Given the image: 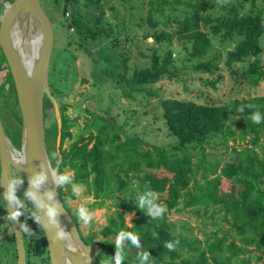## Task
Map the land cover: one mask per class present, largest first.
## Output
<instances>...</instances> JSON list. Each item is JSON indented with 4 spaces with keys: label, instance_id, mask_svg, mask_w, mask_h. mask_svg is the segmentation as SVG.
<instances>
[{
    "label": "trees",
    "instance_id": "16d2710c",
    "mask_svg": "<svg viewBox=\"0 0 264 264\" xmlns=\"http://www.w3.org/2000/svg\"><path fill=\"white\" fill-rule=\"evenodd\" d=\"M7 1L12 3L14 0ZM70 1L79 3V0ZM166 1H170L172 6L179 8L187 7L190 12L179 11V17L164 21L149 19V27L155 28L159 24L167 26L172 22L177 38L191 45L189 56L202 58L210 48L211 42L201 26L206 28L215 22L210 26L214 34L221 31L223 39L242 38L235 49L227 55L226 65L231 73L239 74L234 69L236 63L253 58L254 61L240 73L241 75L239 74V78L251 84H258L264 80V68L258 58L262 54L259 41L264 33V21L261 16L235 17L233 9H226L225 15L227 16L214 20L203 15L204 8L199 0ZM62 10L65 11V7ZM67 20L70 19L63 17V26ZM72 26L77 28L78 33L82 32L83 27L90 32L89 27L80 26L75 17L69 24V27ZM0 59L2 60L0 71L3 72L0 98L4 107L10 111L12 118L17 122L11 135L12 144L18 149L21 129L20 113L13 81L1 49ZM150 60V68L135 71L129 80H126L129 87L155 84L163 75L169 73V56L161 64L156 55L150 56ZM212 68L210 61L193 66L194 72L201 73L210 72ZM104 72L108 74L107 69H104ZM51 95H53L52 92ZM47 104L51 106L49 100L45 99L44 108ZM161 106L166 125L171 135L177 140L168 147L155 146L141 139L120 136L118 132H114L110 138H107L105 130L108 126H112V123L101 117L102 125L97 129L96 134L76 135L74 139L69 132L71 126L64 112L65 106L62 105L59 106L61 128L58 148L56 147V121L50 132L45 131V143L49 146V153L52 155L54 153L52 158H49L52 168L57 165L60 158L58 177L65 169L72 171L69 183L87 187L89 194L95 199L103 193L108 173L113 175L117 191L123 189L127 180H130L138 182L141 187L146 186L152 195L160 196L167 193V199H159L160 204L158 202L154 204L163 207L162 213L157 217L148 215L144 209L138 207V201L128 204L121 200L118 206L125 211L133 212L136 216L132 227L124 225L122 220L121 226L115 229L116 225L110 221L109 225L101 228L99 232L103 236H115L123 231L130 236H137L138 244L135 246L130 240H124L120 247H116V243L111 241L95 243L97 252L93 264H109V261L115 264L114 254L123 256L124 261L121 264H139V257L144 253H147L149 257L145 264H256L259 261L264 262L262 258L264 255V162L253 152H240L233 149L234 160L225 161L224 166L219 168V162L214 164L207 162L205 154V145L211 139L220 134L235 135L230 130L233 125L242 128L239 134L241 139L244 140L246 136H250L251 143L264 154V146L259 145L261 137L264 136V96L234 100L228 106H209L167 98L161 101ZM254 112L260 113L262 117L260 123H254L250 119ZM72 138L73 142L68 149H62L65 140ZM107 142L115 143L117 150L113 153H104L102 147ZM193 159L196 160L193 161ZM142 168L149 171L163 170L171 177L158 178L154 173ZM119 173L124 179L119 177ZM197 174H200L201 184L195 179ZM209 176L213 177L208 178ZM222 179L232 183L228 193H221L219 190ZM69 183L59 184L57 191L70 214L61 194V191L66 189V195L71 199L75 198ZM190 183H192L191 186H189ZM237 185L238 192L236 191ZM15 206L19 210V205L15 203ZM187 208L195 209L193 212L197 215L201 214V209L206 214L208 208H213L210 211V217L222 210L224 218L228 217L226 222L230 230L220 237L210 238L204 235L202 240L198 239L186 223L176 225L168 220L167 216L171 211L180 212ZM2 209L3 214L6 215L3 203ZM71 218L78 227L80 219L77 213H72ZM118 218L120 219V216ZM19 222L20 224L25 223L30 229V234L21 230L26 259L31 254L32 256H43L47 261V242L40 224L36 221L32 222L30 218L23 219L22 215L19 216ZM37 233L40 235L39 239L36 238ZM11 239L13 240L12 232ZM82 240L86 244L94 243L93 236L82 238ZM167 243H173L174 247L169 249L166 246ZM136 247H139L140 251L132 255L131 252ZM253 254L257 255L254 259Z\"/></svg>",
    "mask_w": 264,
    "mask_h": 264
},
{
    "label": "rangeland",
    "instance_id": "374dc122",
    "mask_svg": "<svg viewBox=\"0 0 264 264\" xmlns=\"http://www.w3.org/2000/svg\"><path fill=\"white\" fill-rule=\"evenodd\" d=\"M165 1L79 0V3H73L70 0H39L51 23L54 38L48 74L49 91L50 94L53 93L52 96L58 106H65L64 112L71 126L69 132L74 139L76 135L96 134L102 125L101 117L112 123V126L105 130L107 138L118 132L120 136L168 147L177 140L171 135L163 117L161 106L163 99L172 98L209 106H228L234 100L264 96V80L258 84H251L239 78V74L254 61L253 58L235 64L234 69L239 72L237 75L232 74L226 65L228 53L235 49L241 37L223 39L221 31L214 34L210 26L215 22L206 28L201 26L202 31L208 35L211 46L204 57L191 58L189 56L191 45L177 38L172 22L167 26L159 24L155 28L149 27V19L164 21L179 17V11L190 12L187 7L179 8L172 6L170 1ZM8 3L7 0H0V19ZM199 3L203 5V15L214 20L227 16L226 9H233L235 17L259 15L264 21V0H199ZM63 7L65 11L62 10ZM63 17L70 19L63 23L64 26ZM73 17L78 20L80 26L89 27L90 32L83 27L82 32L78 33L75 26L69 27ZM259 42L262 54L258 58L264 68V33ZM152 55L158 56L160 64L170 57L169 73L163 75L155 84L129 87L126 80H129L133 72L150 68ZM1 61L0 59V63ZM208 61L213 66L210 72H194L193 66ZM104 69H107L108 74ZM2 75L3 72L0 71V84ZM54 119L53 108L47 104L44 108L46 132L51 131ZM0 120L13 146L11 133L17 122L4 107L1 98ZM241 129L233 125L230 130L235 133L234 136L220 134L208 141L205 145L206 161L212 164L219 162V168L223 167L225 161L234 160V149L240 152H253L264 162V154L251 143L250 136H246L244 140L240 138ZM73 138L66 139L62 149H68ZM259 145L264 146V136L261 137ZM48 147L46 145L49 153ZM116 150L115 143L107 142L102 147L104 153H113ZM48 155L50 159L53 156L52 153ZM146 171L154 173L158 178L171 177L163 170ZM72 174V171L65 169L61 175L71 177ZM118 175L124 179L121 173ZM11 178L12 182L20 179V183L13 188V195L22 203L19 205V211L23 219L30 218L34 222L32 215L35 212L34 206L32 201L25 197V193L28 192L26 182L15 169H12ZM195 179L202 183L200 174H197ZM69 185L75 198L71 199L66 195V189H63L61 191L63 199L71 213H77L80 207L87 210L90 218L87 223L80 220L79 230L83 237L93 236L94 243L102 241L116 243L117 235L103 236L99 232L101 228L108 226L110 221L116 225L115 229L121 226L122 220L124 225L132 227L136 216L133 212L125 211L118 206L121 200L132 204L138 201L139 197L145 196L151 198L152 204L156 202L160 204L159 199H167V193L160 196L152 195L146 186L141 187L138 182L130 180H127L123 189L117 191L114 177L109 173L104 191L98 199L89 194L87 187L74 183ZM231 186V181L222 179L219 190L221 193H228ZM236 191H239L238 185ZM2 203L0 195L1 210ZM212 209L208 208L206 214L201 209V214L197 215L193 212L195 209L187 208L180 212L171 211L167 217L176 225L186 223L192 228V234L200 240L204 235L210 238L220 237L230 230L226 222L228 217L224 218L222 210L210 217ZM144 210L147 213V210ZM8 226L7 215L1 211L0 264L16 263L14 242ZM39 236L37 233L36 238L39 239ZM139 251L140 248L136 247L131 254L135 255ZM252 256L254 259L257 255ZM262 258L264 260V255ZM47 259L46 261L43 256L30 254L26 264H51L49 254ZM256 264L264 262L259 261Z\"/></svg>",
    "mask_w": 264,
    "mask_h": 264
},
{
    "label": "water",
    "instance_id": "95a60500",
    "mask_svg": "<svg viewBox=\"0 0 264 264\" xmlns=\"http://www.w3.org/2000/svg\"><path fill=\"white\" fill-rule=\"evenodd\" d=\"M33 28L39 36L38 50L32 62L24 63L21 50L14 43V33L25 40ZM53 30L50 21L42 10L39 0H14L8 3L0 19V49L11 75L17 107L20 113V150L21 160L10 154L14 148L8 140L0 120V195L3 201L9 226L13 235L16 252L15 264H26L25 248L19 217L9 219L12 211L17 210L15 202L7 199L12 185V169L18 171L26 182L28 191L33 192L42 205L55 209L56 226L65 232L62 240L53 239L55 227L40 225L47 242L51 264H93L97 246L86 244L78 228L58 196V164L52 168L45 143L44 100L48 99L54 111L57 124L56 147L60 139L59 106L49 91V64L53 48ZM42 177L38 186L32 181ZM35 212L41 221H47L45 208L32 201ZM86 253L87 259L81 257Z\"/></svg>",
    "mask_w": 264,
    "mask_h": 264
},
{
    "label": "clouds",
    "instance_id": "9594fccd",
    "mask_svg": "<svg viewBox=\"0 0 264 264\" xmlns=\"http://www.w3.org/2000/svg\"><path fill=\"white\" fill-rule=\"evenodd\" d=\"M250 119L254 122V123H260L262 120V117L260 115L259 112H254L251 114ZM54 155V153H53ZM58 183L60 185L66 184L70 182V177L67 175H60L58 178ZM42 180V177H36L32 183L34 186H38L39 182ZM20 183V179L15 180L12 182L11 187L9 188L8 194H7V199L10 203L15 202L17 205H21L22 203L20 201H18L16 199V197L13 195V188L16 184ZM25 197L27 199H30L32 201H34L37 206H42L45 208V216L47 217V221L42 222L41 218L39 215H37L35 212L32 213L34 220L36 221V223H39L40 225L43 226H51V227H55L56 231L53 235V239H59L62 240L65 232L60 229L59 227L56 226V221L54 219L56 212L55 209L52 207H48V206H44L41 204V202L38 200V198L36 197V195L31 192L28 191L25 193ZM138 207H141L142 209H146L148 215L152 216V217H157L159 216L162 211H163V207L162 206H156L154 204L151 203V198L150 197H145V196H141L139 197L138 203H137ZM21 215V212L19 210H14L10 213L9 215V219H16L17 217H19ZM77 216L78 218L83 222V223H87L89 220V214L87 213V210L83 207H80L77 209ZM20 228L21 230L26 233V234H30V229L27 227V225L25 223L20 224ZM124 240H130L131 243L133 245H137L138 244V237L135 235H128L127 233L121 231L120 233H118L117 238H116V247H120L122 242ZM169 249H172L174 247L173 243H167L166 245ZM81 257L84 258L85 260L87 259L86 253H84L83 251H80ZM115 257V264H121L123 260V256H117L116 254L113 255ZM148 255L147 253H144L142 256L139 257V264H145V262L148 260ZM109 264H113L112 261H109Z\"/></svg>",
    "mask_w": 264,
    "mask_h": 264
},
{
    "label": "bare ground",
    "instance_id": "6f19581e",
    "mask_svg": "<svg viewBox=\"0 0 264 264\" xmlns=\"http://www.w3.org/2000/svg\"><path fill=\"white\" fill-rule=\"evenodd\" d=\"M14 43L17 47L21 50V56L25 64L29 65L32 60L34 54L38 50V43H39V36L37 32L34 31L33 28L30 29L28 36L24 38L25 40L21 39L14 33ZM20 149L17 148H10V154L15 160H21L22 155L19 152Z\"/></svg>",
    "mask_w": 264,
    "mask_h": 264
},
{
    "label": "flooded vegetation",
    "instance_id": "af4514ba",
    "mask_svg": "<svg viewBox=\"0 0 264 264\" xmlns=\"http://www.w3.org/2000/svg\"><path fill=\"white\" fill-rule=\"evenodd\" d=\"M72 213H70V215H71ZM78 228V231H79V234H80V236H81V238H85V237H83V235L81 234V232H80V230H79V226L77 227ZM95 244V243H94Z\"/></svg>",
    "mask_w": 264,
    "mask_h": 264
},
{
    "label": "crops",
    "instance_id": "0c3cea01",
    "mask_svg": "<svg viewBox=\"0 0 264 264\" xmlns=\"http://www.w3.org/2000/svg\"><path fill=\"white\" fill-rule=\"evenodd\" d=\"M4 205V204H3ZM2 210H1V208H0V212H1Z\"/></svg>",
    "mask_w": 264,
    "mask_h": 264
}]
</instances>
